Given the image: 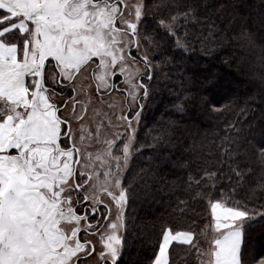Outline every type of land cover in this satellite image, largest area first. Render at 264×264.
<instances>
[{
  "label": "snow or ice",
  "instance_id": "obj_1",
  "mask_svg": "<svg viewBox=\"0 0 264 264\" xmlns=\"http://www.w3.org/2000/svg\"><path fill=\"white\" fill-rule=\"evenodd\" d=\"M154 6L161 19L157 31L145 38L140 24L150 10L148 0H0V264H88L94 257L97 264H118L121 230H127L125 209L130 196L140 194L124 182L135 139L132 121L139 120L140 111L118 117L127 121L125 133L105 137L106 147L91 152L89 146L101 143L105 126L97 124L94 132L85 128L77 81L92 69L98 91L118 87L117 72L128 82L125 53L139 52L142 46L146 51L139 61L151 79L155 65L147 52L153 48L164 54L175 47L192 60L197 45L217 41L214 24H207L209 35L181 34L195 15L192 5L157 0ZM259 7L256 22L264 37V0ZM230 39L251 47L255 30L241 28ZM260 76L264 79V68ZM148 87L141 82L128 95L138 101V92L147 97ZM96 162L100 169H94ZM205 175L214 180L224 173ZM204 182L197 181L196 187ZM205 194L207 190L189 193L197 203ZM209 203L206 229L212 235L206 236L207 247H201L192 231L164 228L151 264H175L173 242L187 246L189 258L194 251L199 264H264V257L257 259L259 253L248 251L256 243L251 226L264 222V212H250L239 203L230 207L211 196ZM181 205L189 207L184 201ZM260 231L264 234V223ZM96 235L99 250L91 238Z\"/></svg>",
  "mask_w": 264,
  "mask_h": 264
},
{
  "label": "trees",
  "instance_id": "obj_2",
  "mask_svg": "<svg viewBox=\"0 0 264 264\" xmlns=\"http://www.w3.org/2000/svg\"><path fill=\"white\" fill-rule=\"evenodd\" d=\"M156 2L148 0L150 10L142 32L147 37L157 31L161 19ZM181 2L192 5L195 13L181 34L209 35L207 24H214L217 41L197 45L192 60L175 47L160 54L159 105L152 116L146 114L144 146L134 156L135 176L128 186L140 194L130 196L126 206L130 232L118 264H150L164 228L192 231L205 248L208 240L202 230L211 221L210 196L229 206L239 203L250 212H264V79L260 76L264 37L256 22L260 0ZM249 26L255 30L253 46L241 47L230 39ZM218 170L224 173L220 178L205 175ZM236 171L242 176L237 177ZM200 180L205 182L197 188ZM205 190L198 203L189 195ZM181 201L189 207L185 209ZM261 223L251 226L256 243L248 249L260 254L257 259L264 257ZM171 251L175 264L197 262L194 251L191 258L187 256V247L174 244Z\"/></svg>",
  "mask_w": 264,
  "mask_h": 264
},
{
  "label": "rangeland",
  "instance_id": "obj_3",
  "mask_svg": "<svg viewBox=\"0 0 264 264\" xmlns=\"http://www.w3.org/2000/svg\"><path fill=\"white\" fill-rule=\"evenodd\" d=\"M147 16L146 18L142 20L140 24L141 33L144 31L143 28L147 20ZM142 35L144 36V33ZM144 37L147 38V36H144ZM149 47H152V45H149ZM140 51H141V55H143L146 49L142 46L140 48ZM147 55L149 56L151 63L155 65V67L151 69L153 76L151 78L150 87L148 88L149 94L147 97H145L142 100L143 107L140 111V118L138 121L134 120L132 123V128L135 129V139L133 141V148L129 156L128 166L124 168V172L126 174V179L124 182L126 186L131 185L130 183L131 177L132 175L135 176L134 172L132 171L134 167L133 165L134 156L144 146V139H143L144 135L143 136L141 135L144 129L146 128L144 127L146 123L145 121L147 119L145 118L147 117L146 114L147 112H149L150 114L149 113L148 114L152 116L154 114V109L159 105V99H158L159 97L156 91L157 89L156 86L160 85V82H161L159 81V74H158L159 71L162 69V66L159 62L160 54H157V50L153 48L152 51L147 52ZM164 84L166 85V83ZM89 87H90V84H89V81H87L85 75L82 76L79 81H77L78 100L80 101L81 104H84L87 106L86 119L84 120L85 128L87 129L88 127H91V129L94 132L97 124L102 123L105 126L103 129V135L101 137V143L100 144L94 143L88 148L89 151L96 152L99 149L106 147V145L102 143L105 137H107L108 139H111L112 136H114L116 133H125V128L127 124L125 122H121L118 120V117L123 115V107L119 103V101H121L119 97H117L116 95H112L111 97L99 98L94 94L93 89ZM81 88H82V91H81ZM109 120H111V124H109ZM76 126H77V129H79L80 125L77 124ZM127 135L128 134H125L124 139H127ZM85 145H87V141L85 142ZM120 147L122 148V144L120 145ZM119 154L121 155L120 163L123 166V154L122 152H120ZM100 168H101V165L99 164V162H96L94 165V169H100ZM100 179L103 180V175L100 176ZM125 213H127L126 209H125ZM111 215H112V218L115 219L116 213L114 209ZM125 219L127 222V230L126 231L123 229L121 230L123 240L125 238L126 233L130 232V224H129L130 220L126 216H125ZM211 235H212V232H211V229L209 228L207 232L205 233V240H207L206 236L210 237ZM93 240L96 242V248L98 250L101 249L102 245L99 242L100 238L99 237L97 238L96 236L93 238ZM122 247H123V244H122ZM122 247H121V250H122ZM120 256L118 257V261L120 259ZM97 260L98 258L94 257L93 260H90L88 262V264H94L97 262Z\"/></svg>",
  "mask_w": 264,
  "mask_h": 264
},
{
  "label": "flooded vegetation",
  "instance_id": "obj_4",
  "mask_svg": "<svg viewBox=\"0 0 264 264\" xmlns=\"http://www.w3.org/2000/svg\"><path fill=\"white\" fill-rule=\"evenodd\" d=\"M133 2H135V0H129V3H133ZM140 55H141L140 49L139 52H137L136 49H133L130 55L127 52L125 53L127 71L130 74L131 78L128 82H125V76L120 75L119 72H117L115 77V83L116 85H118V87H114L111 90H105L103 87H101L99 91L97 90V86H96L97 81L95 79H92L93 77L92 69H89L88 72L85 74L86 79L87 81H89L90 84L89 88L93 89V92L97 97L106 98V97H111L112 95H116L117 97L120 98L121 101H119V103L123 107V115H127L130 110H132V115H135L136 111H141L142 100L145 98V96L143 95V91L138 92V95L141 98L135 102L132 100L131 96L128 95V93L132 88L138 87V85L141 82H143L146 86L150 85L151 82V79H149L148 76L144 75L145 68H144V64L139 61ZM132 56H136L137 60L134 61L131 58ZM96 75H99V72H97ZM141 77H143V80H141ZM112 79H113L112 77H109V83L112 82ZM101 93L103 94L101 95ZM80 107L86 113L87 106L80 103ZM69 111H71V109H69ZM124 122L127 124V121ZM100 223L104 224V221L101 220ZM96 236L97 238L99 237L98 235ZM96 236H93L91 238L93 239ZM94 264H97V262ZM109 264H111V261H109Z\"/></svg>",
  "mask_w": 264,
  "mask_h": 264
},
{
  "label": "crops",
  "instance_id": "obj_5",
  "mask_svg": "<svg viewBox=\"0 0 264 264\" xmlns=\"http://www.w3.org/2000/svg\"><path fill=\"white\" fill-rule=\"evenodd\" d=\"M174 244H177V245H179V246H184V247H187V246H185V245H180V244H178L177 242H173V245ZM207 245H208V243L206 244V246H205V248L207 247ZM171 247H172V245L170 246V249H171ZM156 251H158V247H157V250ZM196 254V253H195ZM197 259V258H196ZM151 264V263H150ZM196 264H199V260L197 259V262H196Z\"/></svg>",
  "mask_w": 264,
  "mask_h": 264
}]
</instances>
